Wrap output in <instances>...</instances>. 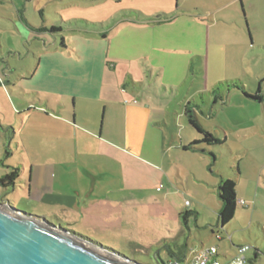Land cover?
I'll return each instance as SVG.
<instances>
[{
	"label": "rangeland",
	"instance_id": "374dc122",
	"mask_svg": "<svg viewBox=\"0 0 264 264\" xmlns=\"http://www.w3.org/2000/svg\"><path fill=\"white\" fill-rule=\"evenodd\" d=\"M174 14L200 17L204 24L190 28L186 38L175 43L167 66L164 58L155 61L165 68L154 69L146 57L140 70L135 64L128 72L125 66L118 73L109 69L110 82L118 84L120 94L136 103L149 100L161 118L163 134L149 133L141 151H108L117 159L147 164H141L152 196L147 202L149 207L154 202L158 218L148 221L145 229L150 237L169 239L154 249H136L78 224L61 227L140 264H160L157 253L168 263L180 252L178 245H187L190 257L211 247L231 255L232 242L252 248L250 264H264V0H0V177L20 169L16 188L0 186V200L5 196L17 210L33 216L49 215L48 220L60 226L51 210L27 192L31 161L44 156L41 148L54 151L74 141L98 155L105 140L90 129L91 106L102 86L98 73L109 48L101 34L113 37L117 33L109 29L125 19L141 23ZM259 94L262 100L251 98ZM75 96L77 128L71 116ZM189 102L198 106L202 126L223 145L201 144L188 153L180 149L202 139L185 117ZM41 103L56 111L66 104L63 119H72L71 124L39 111L28 113ZM239 165L243 177L236 189V218L222 229L217 187L221 177L236 182ZM241 201L249 206L242 207ZM185 213L187 222L181 215Z\"/></svg>",
	"mask_w": 264,
	"mask_h": 264
},
{
	"label": "crops",
	"instance_id": "0c3cea01",
	"mask_svg": "<svg viewBox=\"0 0 264 264\" xmlns=\"http://www.w3.org/2000/svg\"><path fill=\"white\" fill-rule=\"evenodd\" d=\"M183 16L182 14L170 15L165 20L160 18L159 23L156 20L136 23L125 19L109 29L110 32L116 31L117 34L113 37L107 33L101 34L109 48L105 54L106 61L102 63L98 73L102 86L99 85L98 100L91 106L93 124L90 134L99 136L100 140L104 139L101 146H105L98 148L97 156L90 155L92 148L86 149L75 141L72 145H64L55 148L54 151L51 148H41L42 150H38L37 153L40 151L39 153L44 156L39 155L30 164L27 192L34 201L45 209L51 210L50 216L55 217L60 226L78 224L91 232L107 233L115 240L142 249L157 248L159 243L169 239L150 237L145 229L148 221L155 223L158 218L157 211H153L156 207L154 202L152 201L150 207L147 202L152 199L150 198L152 196L148 194V185L144 178L148 176V172L142 171L141 164L146 163L137 159L134 161L117 159L108 151L111 148L113 151L126 154L123 150H128L127 147H135L141 151L145 147L149 133L158 131L163 134V130L159 127L161 118L155 116L154 107L149 100L147 103H136L135 100L120 94L118 84L110 82L112 78L109 69L118 73L120 66H125L128 72L134 64L139 69L140 61L146 57L149 62H154L152 65L154 69L157 65L167 66L170 63L171 52L175 54V43L182 41L181 38H186L190 28L204 24V19L200 17ZM114 44L117 45L111 52ZM62 46L64 47L65 43H62ZM163 58L164 66L155 63ZM172 71L175 73V66ZM37 72L38 69L34 76ZM107 79L109 82L105 83ZM108 90L113 91V96H110L109 92L107 97H102L101 92ZM77 99L78 97L75 96L74 110L71 115L76 128L79 126ZM64 108H67L64 103H61L59 111L52 110L45 103H41L31 107L28 113L33 114L34 111H39L53 120L71 124L72 119H63L67 114ZM199 110L201 114L205 113L202 109ZM186 146L188 145L184 144L180 148L184 153L193 151L185 150ZM128 157L132 158L130 155ZM238 169L237 186L243 177L240 165ZM260 183L259 180L258 184ZM259 191L258 187L257 192ZM243 202L245 205L242 207L249 206L246 201ZM44 218L48 220L50 217L46 215ZM179 229V235L183 234L182 228ZM213 233L215 234L214 231ZM216 236L223 240L218 233ZM180 237H175L177 243H181ZM232 244L234 253L231 255H234L237 245L233 242ZM178 248L181 250L175 253L173 260L190 261L192 259L187 245H178ZM158 254L161 257L160 253ZM220 255L223 258L230 254L220 253Z\"/></svg>",
	"mask_w": 264,
	"mask_h": 264
},
{
	"label": "water",
	"instance_id": "95a60500",
	"mask_svg": "<svg viewBox=\"0 0 264 264\" xmlns=\"http://www.w3.org/2000/svg\"><path fill=\"white\" fill-rule=\"evenodd\" d=\"M0 264H138L0 202Z\"/></svg>",
	"mask_w": 264,
	"mask_h": 264
},
{
	"label": "trees",
	"instance_id": "16d2710c",
	"mask_svg": "<svg viewBox=\"0 0 264 264\" xmlns=\"http://www.w3.org/2000/svg\"><path fill=\"white\" fill-rule=\"evenodd\" d=\"M156 21L159 23L161 20L160 19H156ZM57 31H59V30L56 29V28L52 29V32H57ZM260 92H261V90L259 89L258 93H260ZM251 98L254 99V100H258V101L262 100V98L260 97V94L259 95H254ZM197 107L198 106H196L195 104L189 102L185 106V117L187 118L188 124L192 128H194L202 136V139L200 141H195L194 143L184 147V149L185 150H198L197 146L201 145V144H206L208 146H221V145H223L224 143L222 142V140H220L219 138L215 137L211 132L207 131L202 126V124L200 123V121H199V119L197 117V114H196V109H198ZM238 172H239V169H238ZM19 178H20V169L19 168H13L12 171L7 172V173H5V175L0 177V186L5 188V189H8V188H13L14 189V188L17 187V183H18ZM236 189H237V184H236L235 181L230 180V179H225V178L221 177V181H220V183L218 184V187H217V194H218V197H219V199L221 201V204H222V207H221V209L219 211V219H218V224L220 225V227L222 229L227 227L236 217L237 209H238V206H239V200H238V197H237ZM1 198H2L0 200L1 203H4V204L8 203L13 208H15L14 207L15 205L7 197L1 196ZM28 215H30V214H28ZM181 215L185 216V221L187 222L188 213L181 214ZM30 216H33V215H30ZM35 217L39 218V219H46L44 217H37V216H35ZM47 221L50 222L49 220H47ZM50 224H52V223L50 222ZM59 227L62 228L61 226H59ZM69 232H71L76 237H78L79 239H81V240H83V241H85L87 243H91L93 245H96V246L100 247L103 251H105L107 253H110V254H113V255H117L118 257H120L122 259L128 260L130 262H134V261H131V260L125 258L124 256L120 255L119 253H117L115 251H112V250H110L108 248H105V247L101 246L99 243H97V242H95V241H93V240H91V239H89L87 237L81 236V235H79V234H77V233H75L73 231H70V230H69ZM217 239L222 241V239H220L218 237H217ZM238 247L239 246H236L235 248L237 249ZM136 249H139V248H136ZM172 256H174V255H172ZM156 259H157V261L160 264H169L171 261L175 260V259L173 260L171 258L172 260L170 259L168 263H164L161 260V257L159 256L158 253L156 254ZM179 261H181V260H179ZM181 262H185V261H181ZM135 263H137V262H135ZM138 264H140V263H138Z\"/></svg>",
	"mask_w": 264,
	"mask_h": 264
},
{
	"label": "built area",
	"instance_id": "2783aa9c",
	"mask_svg": "<svg viewBox=\"0 0 264 264\" xmlns=\"http://www.w3.org/2000/svg\"><path fill=\"white\" fill-rule=\"evenodd\" d=\"M240 204L244 206L245 202L241 201ZM251 249L248 245H241L236 249L234 255H227L221 258L219 249L211 247L196 252L190 261L181 262L174 260L169 264H250V259L247 255Z\"/></svg>",
	"mask_w": 264,
	"mask_h": 264
}]
</instances>
